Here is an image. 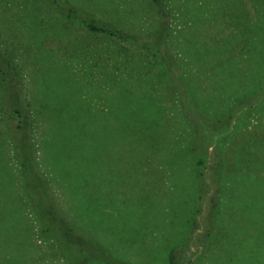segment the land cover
I'll return each mask as SVG.
<instances>
[{
    "label": "rangeland",
    "instance_id": "1",
    "mask_svg": "<svg viewBox=\"0 0 264 264\" xmlns=\"http://www.w3.org/2000/svg\"><path fill=\"white\" fill-rule=\"evenodd\" d=\"M67 1L141 38L161 22L151 0ZM165 3L171 34L167 48L179 64L178 88L142 49L90 34L75 23L64 24L65 18L46 0H0V49L7 51L21 70V87L35 118L34 138L43 172L49 179H60V187L55 183L53 189L58 197L64 189L62 179L77 198L89 194L92 202L96 196L105 197L107 205L100 204L101 213L93 215L97 225L86 224V229L121 261L169 264V251L186 245L184 264H264V243L254 246V242L245 243L240 238L236 243L223 241L221 227L205 246L196 238L189 240L190 220L196 209L190 197L198 181L184 176L148 179V175L140 179V131L128 130L123 132L126 136L119 133L115 139L109 129H81L77 124L90 115L93 119L99 115L140 120L136 106L137 110L147 105L161 109V114H154L163 124V133H171L178 157L186 163L185 173L192 174L200 167V160L192 161L183 151L189 141L184 135L187 128L181 97L194 113L217 119L233 114L239 97L257 95L250 106L238 112L228 131L215 135L214 143L221 141L223 145L227 163L224 183L228 179L253 180L250 185L243 183L247 190L236 194L235 207L224 210L226 218L220 223L232 226L239 235L247 230L249 238L250 231L264 226V0ZM223 45L227 47L220 65L207 66L206 72L197 75V61L203 60L209 48ZM1 112L0 105V117ZM73 125L76 128L70 132ZM2 127L0 123V133H5ZM158 134L157 142L164 144L163 135ZM66 138L71 144L65 143ZM153 143L148 140L149 145ZM12 150L10 143H0V156L6 164L3 170L9 179H17V187L21 177ZM62 163L77 168L64 178ZM153 174L154 178L160 175L158 171ZM143 194L152 196L157 204L154 215L145 218L136 203ZM171 200L175 206L168 208ZM0 201V211L8 219L2 234L6 242L0 246L8 259L21 256L0 260V264H72L76 260V251L63 252L38 236V221L24 201L19 207V200L3 187ZM62 202L67 210L71 207V203Z\"/></svg>",
    "mask_w": 264,
    "mask_h": 264
},
{
    "label": "trees",
    "instance_id": "2",
    "mask_svg": "<svg viewBox=\"0 0 264 264\" xmlns=\"http://www.w3.org/2000/svg\"><path fill=\"white\" fill-rule=\"evenodd\" d=\"M46 1L65 18L64 24L66 22L70 24L75 23L83 27L90 34L104 35L114 41L142 49L167 76L176 82L177 88L178 86L181 87V84H178L179 79L177 77L179 64L167 48L171 34L170 25L164 14V11L166 12L165 0H151L161 16V22L154 31L143 38L126 33L109 23H104L94 15L86 12V10L73 7L67 0ZM226 47L223 45L220 48L216 47L217 49L209 48L206 54H204L203 60L197 61L199 63L197 75H199V71L206 72L207 66L213 67L212 64L220 65V56ZM185 52L189 53L187 50ZM180 54L183 59L189 61L186 54ZM190 55L194 54L190 53ZM211 69L207 72H212ZM21 83L22 75L19 66L15 64L7 51L0 49V105L2 108L1 113H3L0 117V123L4 124L2 128L5 130V133H0V143L6 144L8 142L12 146L13 157L19 168L21 177V181L16 187L15 183H17V179L8 178L7 172H4V170L6 171V164L0 156V187L5 188L6 193L12 194L19 200L17 202L19 207L23 205V201L24 206L29 207L28 209L32 211L34 218L38 221V236L41 239L55 243L63 252L68 250L70 252L76 251L78 257L76 260L74 259L75 261H71L72 264H129L115 258L108 248L103 245L101 240L98 237L94 238L92 233L86 229V224L97 225V220L94 219L93 215L97 213L98 216L101 213L100 204L107 205L108 201H106L104 196H96L92 198V202L89 194H86L88 197L81 196L77 198L71 194L72 191H69L70 186L65 179H62L63 188L65 189V191L64 189L62 191V197H58L55 194L53 190L54 184L58 183L60 187L61 181L60 179H49L43 172L34 138L35 118H33L32 108L28 100L24 97ZM256 97L257 95L239 97L235 112L217 119H207L198 111L194 113L189 106L185 105V98L181 97V101L184 103L183 113H185L184 120L186 122L184 127L185 129L187 128V132L184 135L187 134L189 141L187 148L183 151L188 158H192V161L194 160L197 163L200 160V167L194 169V173L192 174L185 173L186 163H183L181 158L178 157L179 149L173 144L172 140L174 138L170 137L171 133L168 132L167 136L163 133V124L158 122V115L154 114L155 112L161 114V109L156 110L147 105L143 113L144 110L140 106H138L139 109L137 110L136 106L137 118L140 117V120L136 119L133 121L135 119L133 116H131V121L120 117L108 119L101 118L96 114L97 116L94 119L90 115L81 118V122L77 124L81 129H86L90 126V128H97L96 131L102 129L108 132L107 129H109L111 138H115L119 133L126 136L123 132H127L128 130L140 131L141 145L137 148L140 150L137 154V169L139 168L140 171V179L148 175V179H164L166 177L183 179L181 177L184 176L186 179L198 181V186L193 190L190 197L196 209L190 220V229L188 230L189 240L196 238L202 246H205L217 234L218 228L221 227L223 241L236 243L240 238L245 243L246 241L254 242L255 246L257 242L264 243V226H261L258 230L254 228L253 231H250L253 234L249 238L247 230L239 235L232 226L220 223V219L224 221L226 218L224 210L235 207L236 194L239 195L243 191H246V185H250V182L253 180L228 179V182L224 183V171L227 164L226 157L222 151V142H214L215 135L228 131L238 112L250 106ZM103 122H105L104 125H102ZM75 128V125L70 127V132H73ZM159 132L163 135L164 144L157 142V138L160 135L158 134ZM149 139L154 140L152 145L148 144ZM65 143L71 144L68 138H66ZM212 146H214L213 153H210L209 150ZM183 160L186 162L185 158ZM61 167L66 169L65 171H61L62 176L70 171L73 173L77 168L73 164L68 165L66 163H62ZM157 171L160 175H158V178H154L153 173L157 174ZM63 177L65 178L66 176ZM244 182L247 184L243 185ZM231 185L233 186L230 188ZM14 186L18 188V193L15 192ZM226 187L228 191H226ZM146 196L143 194L141 199L139 198L136 201V203L138 202V208L142 211L141 216L143 218L150 217L152 214L154 215V212H152L153 207H157L152 196ZM148 197L154 201V206ZM62 201L71 203V207L68 206L69 209L67 210L65 207L67 205ZM2 204L0 201V206ZM127 205L130 206L129 203ZM166 206L173 208L175 204L171 200ZM92 207L95 211L91 210ZM0 212L1 243L2 241L6 242L2 238V234L8 226L6 221L8 219L7 217L5 219L2 211ZM13 229L15 228L13 227ZM224 233H226V236H224ZM183 246H175L169 251V264H184L185 256L184 254L182 255L184 251ZM5 252V249L0 246V260L9 261V259L15 256L17 258L21 257L19 255H11V258L8 259ZM71 260L73 259L71 258Z\"/></svg>",
    "mask_w": 264,
    "mask_h": 264
}]
</instances>
